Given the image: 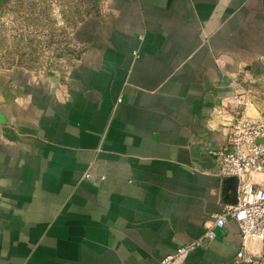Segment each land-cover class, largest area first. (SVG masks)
<instances>
[{
  "label": "crops",
  "instance_id": "crops-1",
  "mask_svg": "<svg viewBox=\"0 0 264 264\" xmlns=\"http://www.w3.org/2000/svg\"><path fill=\"white\" fill-rule=\"evenodd\" d=\"M70 37L61 71L0 63V264H158L235 204L215 152L233 98L264 116V0H105ZM239 244L228 218L175 264Z\"/></svg>",
  "mask_w": 264,
  "mask_h": 264
},
{
  "label": "built area",
  "instance_id": "built-area-1",
  "mask_svg": "<svg viewBox=\"0 0 264 264\" xmlns=\"http://www.w3.org/2000/svg\"><path fill=\"white\" fill-rule=\"evenodd\" d=\"M232 105L237 116L228 124L226 142L215 156L219 176L236 180L235 204L213 215L201 236L177 247L158 264H175L204 240H212L215 230L222 228L228 218L236 223L240 236L232 264H259L250 242L264 243V188L256 187L250 178L264 175V116H244L245 107L251 104L239 96L232 99Z\"/></svg>",
  "mask_w": 264,
  "mask_h": 264
},
{
  "label": "rangeland",
  "instance_id": "rangeland-1",
  "mask_svg": "<svg viewBox=\"0 0 264 264\" xmlns=\"http://www.w3.org/2000/svg\"><path fill=\"white\" fill-rule=\"evenodd\" d=\"M105 0H7L0 13V63L62 70L77 51L71 30Z\"/></svg>",
  "mask_w": 264,
  "mask_h": 264
},
{
  "label": "trees",
  "instance_id": "trees-1",
  "mask_svg": "<svg viewBox=\"0 0 264 264\" xmlns=\"http://www.w3.org/2000/svg\"><path fill=\"white\" fill-rule=\"evenodd\" d=\"M98 13V12H97ZM97 13L93 14V15H96ZM83 19L80 20V22L82 21Z\"/></svg>",
  "mask_w": 264,
  "mask_h": 264
},
{
  "label": "water",
  "instance_id": "water-1",
  "mask_svg": "<svg viewBox=\"0 0 264 264\" xmlns=\"http://www.w3.org/2000/svg\"><path fill=\"white\" fill-rule=\"evenodd\" d=\"M235 182H236V180H235Z\"/></svg>",
  "mask_w": 264,
  "mask_h": 264
}]
</instances>
